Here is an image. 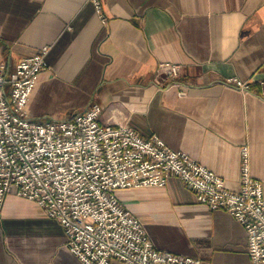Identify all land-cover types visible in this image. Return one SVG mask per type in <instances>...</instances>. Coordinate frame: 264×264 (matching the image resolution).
I'll return each mask as SVG.
<instances>
[{
    "label": "crops",
    "instance_id": "1",
    "mask_svg": "<svg viewBox=\"0 0 264 264\" xmlns=\"http://www.w3.org/2000/svg\"><path fill=\"white\" fill-rule=\"evenodd\" d=\"M101 8L105 23L88 0H0L6 76L48 46L27 116L65 120L96 102L100 121L157 134L231 190L247 144L250 173L264 182V0H101ZM160 60L178 63V74L156 73ZM116 193L155 247L195 264H250L243 226L198 202L179 177ZM64 241L36 202L11 191L0 198V264H82Z\"/></svg>",
    "mask_w": 264,
    "mask_h": 264
},
{
    "label": "built area",
    "instance_id": "2",
    "mask_svg": "<svg viewBox=\"0 0 264 264\" xmlns=\"http://www.w3.org/2000/svg\"><path fill=\"white\" fill-rule=\"evenodd\" d=\"M88 1L105 23L101 0ZM47 50L43 45L20 57L8 76L0 61V198L11 191L36 202L59 222L65 246L82 264H195L191 255L155 247L116 193L164 185L175 175L198 202L233 216L245 230L250 264H264V182L250 173L247 144L240 150V188L231 190L220 175L157 134L143 137L126 124L100 121L96 102L65 120H32L24 106L47 66ZM178 71L176 62H157L156 73L164 77Z\"/></svg>",
    "mask_w": 264,
    "mask_h": 264
}]
</instances>
